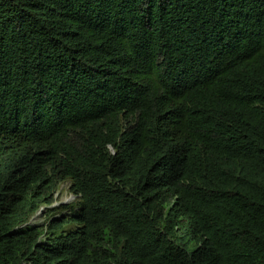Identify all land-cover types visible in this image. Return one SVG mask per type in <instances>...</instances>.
<instances>
[{"label":"trees","instance_id":"16d2710c","mask_svg":"<svg viewBox=\"0 0 264 264\" xmlns=\"http://www.w3.org/2000/svg\"><path fill=\"white\" fill-rule=\"evenodd\" d=\"M0 264H264V0H0Z\"/></svg>","mask_w":264,"mask_h":264},{"label":"rangeland","instance_id":"374dc122","mask_svg":"<svg viewBox=\"0 0 264 264\" xmlns=\"http://www.w3.org/2000/svg\"><path fill=\"white\" fill-rule=\"evenodd\" d=\"M55 202L54 204L50 205L49 207H59L60 204H64V203H67V202H74L75 200V197H73L71 194H69L68 190H67V186L66 184L64 183L63 185H61V187L59 188V190L56 192L55 194ZM68 210H60L56 213H53L50 218L53 219V218H57V216L60 217L59 214H65L67 213ZM48 221V218H47V214H46V209L45 207H43L41 209L40 212H38L37 214H35L31 220H30V223L32 225H42L43 223L45 224L46 222Z\"/></svg>","mask_w":264,"mask_h":264},{"label":"clouds","instance_id":"9594fccd","mask_svg":"<svg viewBox=\"0 0 264 264\" xmlns=\"http://www.w3.org/2000/svg\"><path fill=\"white\" fill-rule=\"evenodd\" d=\"M63 184H64V183H62L61 185H63ZM65 184H66V186H67V190H68V184H67V183H65ZM68 192H69V191H68ZM69 194H71V193L69 192ZM71 195H72L73 197H75L74 200L76 201V196H74L73 194H71ZM75 201H74V202H75ZM67 203H69V202H67ZM67 203H64V204H67ZM70 203H71V202H70ZM53 204H54V203H53ZM51 205H52V204H51ZM60 205H61V204H60ZM41 209H42V207L38 210V212H40ZM38 212H37V213H38ZM37 213H36V214H37ZM34 215H35V214H34ZM34 215H33V216H34ZM33 216H32V217H33ZM32 217H31V218H32ZM30 220H31V219H30Z\"/></svg>","mask_w":264,"mask_h":264}]
</instances>
